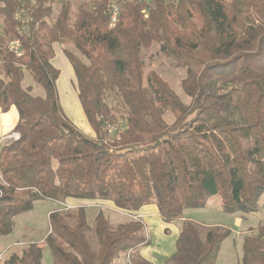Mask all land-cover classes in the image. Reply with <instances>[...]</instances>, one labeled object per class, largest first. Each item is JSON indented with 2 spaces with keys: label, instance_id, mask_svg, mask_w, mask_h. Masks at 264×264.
Returning a JSON list of instances; mask_svg holds the SVG:
<instances>
[{
  "label": "trees",
  "instance_id": "obj_1",
  "mask_svg": "<svg viewBox=\"0 0 264 264\" xmlns=\"http://www.w3.org/2000/svg\"><path fill=\"white\" fill-rule=\"evenodd\" d=\"M116 2L110 25L107 0H93L73 16L66 1L51 22L47 0H0V111L18 112L17 137L0 143V237L37 201L107 200L124 211L154 204L163 223L179 226L166 264H215L230 228L198 223L184 211L214 196L228 214L259 210L264 0ZM20 10L29 20L25 32ZM15 40L20 56L10 50ZM65 42L80 55L63 50L94 136L60 103L52 45ZM154 43L185 68L187 104L156 72L144 76L141 53ZM26 72L43 97L22 86ZM164 109L173 113L171 123ZM48 222L52 264H113L150 243L140 218L112 225L99 211L89 226L82 206L52 211ZM241 250V264H264V220L242 238ZM42 254V246L30 244L3 264H41Z\"/></svg>",
  "mask_w": 264,
  "mask_h": 264
},
{
  "label": "rangeland",
  "instance_id": "obj_2",
  "mask_svg": "<svg viewBox=\"0 0 264 264\" xmlns=\"http://www.w3.org/2000/svg\"><path fill=\"white\" fill-rule=\"evenodd\" d=\"M30 1L32 3H35L36 0H30ZM66 1L69 2L70 4V9H71L70 14L71 16H73V14L76 13L80 8L89 7L92 4L93 0H47V3L50 4L52 8V13L48 18V21L51 22L54 20V18L56 17V15L60 10L61 5ZM65 45L67 49L72 50L75 54H78V56H80L72 44L65 42ZM141 55L143 61L144 76H146L150 71L156 72L162 79H164L167 82L169 87L180 98V100L183 103L187 104L189 102V97L185 94V92L182 89V81L186 77L185 68L180 67L174 60L166 58L159 51V46L156 43H154L149 50H142ZM64 60L65 63L69 65V73L72 76L73 74L72 67L67 59L64 58ZM54 61L58 62V69L61 73V77H67L66 70L59 63L58 59L55 58ZM24 76L25 77L22 79L21 82L22 86L23 87L30 86L32 95H37L40 93L43 96L44 90L42 89V87L35 84L31 76L27 72L25 73ZM73 84L76 93L75 100H77L76 103L78 104L77 109L80 108L81 113L80 111H79L80 115H78L77 113L79 118L76 115L75 121L72 119L71 120L75 123V125L78 128H80L82 131H85L80 122V119L83 120L81 114L82 116H84L86 124L88 126L89 124L83 113V110L81 109V105L77 96L75 79ZM163 112H164L163 113L164 118L167 120L168 123H171L174 118L171 110L164 109ZM90 132H92V130ZM258 203H259V210L256 213L228 214L222 211L220 198L218 196H214L207 200L203 208L186 209L184 211V217L191 218L196 222L205 225H221L230 228L231 233L222 242L215 264H241L242 238L249 233L255 232L259 223L262 222V220H264V194L261 195ZM79 206L85 208L86 218L89 226L93 225L94 219L99 211L103 212V214L108 219L109 223L112 225H117L127 220L137 218L134 217L132 213L124 212L122 210L120 211V209H115L114 206L108 201L102 202L96 200H83V201L65 200L63 203L37 201L34 203V207L31 211L21 213L15 217V226L12 233L0 237V264H3L4 260L7 259L13 253L19 255L22 252V250L25 249L30 244H36L43 247L41 264H52L48 247L44 242L45 237L50 232L48 215L52 211L62 212L65 210H72ZM146 223H148V221ZM173 225L177 226V224L175 223H173ZM151 233H152L151 244L152 245L155 243L162 244V242H159L160 240L159 236L164 235L165 233L164 230L163 232L160 231L159 232L160 234H158L156 231ZM164 236L166 240H168L169 242L174 238V236L172 237L170 235V232L166 233V235ZM90 242L94 247L95 244L92 239H90ZM172 246L175 247V241L173 242ZM157 248L162 249L161 245L157 246ZM140 249L141 247L138 248L137 251L136 250L131 251L130 261L132 263L134 261L133 259L136 256L142 258L140 255ZM158 259H154L153 261L154 264H160ZM142 260L144 259L142 258ZM166 260H164V264H166ZM113 264H127L125 253L120 254Z\"/></svg>",
  "mask_w": 264,
  "mask_h": 264
},
{
  "label": "crops",
  "instance_id": "obj_3",
  "mask_svg": "<svg viewBox=\"0 0 264 264\" xmlns=\"http://www.w3.org/2000/svg\"><path fill=\"white\" fill-rule=\"evenodd\" d=\"M65 47H66V45L63 43H53L52 48L54 51V56H53L51 62L53 64V66L58 69V62L54 61L55 58H57L59 63L66 70L67 77H61V73L59 74V77H58L57 82H56L57 90H58V94H59L60 103H61V106H62L64 112L66 113V115L69 117L70 120L72 119L75 121L76 120L75 116L77 115V113H78V115H80L81 110H80V108L77 109L78 104L76 103L77 100H75L76 93H75V87L73 84L74 79H75V76H73L74 73L72 74V76L70 75L69 65L66 64L65 60H64V58L66 59V57L64 56V53H63V50ZM37 95L41 96V97L44 96V95L42 96L40 93ZM72 95L74 96V98ZM79 111H80V113H79ZM78 115H77V117L79 118ZM81 117H83V120L80 119V122L83 126V129L85 130L83 132L87 135L94 136V132H93L92 128L89 127L90 125L88 126L86 124L85 118H84V116H82V114H81ZM17 121H18V112L14 106H11L7 112H1L0 111V143H2L4 141L3 139L6 138L8 135L13 134V130H14V127H15ZM90 129L92 130V132H90L91 131ZM66 200L83 201V200L72 199V198H67ZM96 201H102L103 202V201H107V200H96ZM108 202H110V201H108ZM110 203L113 205L112 202H110ZM114 208L118 209L115 206H114ZM122 211H124V210H122ZM124 212L132 213L134 215V217L140 218L143 221V223L145 224L146 235L148 236L150 243L144 247H141V249H140L141 257L145 261L150 262L151 264H154V262H153L154 259L159 258L158 260H159L160 264H164V260L168 259L175 251V247H173L172 244L174 241L176 242V239H177L178 234H179V227L175 226L173 224L163 223L162 220L160 219L158 209L154 204L142 206L138 211H124ZM147 221H148V223H146ZM166 227L169 228L170 235L172 237L174 236L173 240H171L170 242L168 240H166V238L164 236V235H166V233H164V235L159 236V239H160L159 242H162V244L155 243L152 245L151 244V234H152L151 232L156 231L158 234H160L159 232L160 231L163 232V230H165ZM160 245H161L162 249L157 248V246H160Z\"/></svg>",
  "mask_w": 264,
  "mask_h": 264
},
{
  "label": "built area",
  "instance_id": "obj_4",
  "mask_svg": "<svg viewBox=\"0 0 264 264\" xmlns=\"http://www.w3.org/2000/svg\"><path fill=\"white\" fill-rule=\"evenodd\" d=\"M116 1L117 0H107V2H108V11L111 14V24L110 25H113L116 22L117 16H118V4H117ZM126 1L141 2L143 0H126ZM145 1H148V0H145ZM22 16H23V11L22 10H20V11H18L16 13V19L22 20V18H23ZM28 21L29 20L27 18L24 19V20H22L21 29H22L23 32L27 31V29H28V26H27ZM10 50L14 54H16L17 56H20L21 55V45H20V42L18 40H15V41L11 42V44H10ZM15 137H17V134L13 133V134L8 135L6 137V139H8V138H15ZM131 251L132 250H128V251L125 252L127 264H133L130 261Z\"/></svg>",
  "mask_w": 264,
  "mask_h": 264
}]
</instances>
